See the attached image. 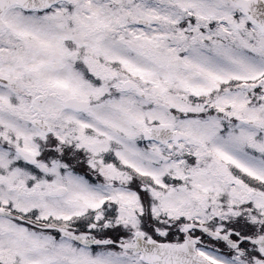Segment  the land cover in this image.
<instances>
[{"label": "rangeland", "instance_id": "374dc122", "mask_svg": "<svg viewBox=\"0 0 264 264\" xmlns=\"http://www.w3.org/2000/svg\"><path fill=\"white\" fill-rule=\"evenodd\" d=\"M212 2L78 0L77 11L71 14L64 8L53 16L56 25L50 22L45 30L31 25L29 29L43 32L47 41L27 39L31 52L38 53L35 57L50 64L51 91L90 102L84 112H74L52 100L51 131L62 144L77 140L76 145L88 146L100 166L98 179L89 181L55 157L44 158L49 165H36L42 174L36 177L34 193L29 197L23 189L18 193L20 199L26 196L34 202L35 220L76 226L86 205L95 206L107 194L120 205L118 219L133 222V215L141 210L128 212L124 207L135 203L132 190L139 185L154 196L152 214L157 220H202L209 215L202 211L208 198H214L216 213L220 209L215 195L231 180L229 174H246L241 176L248 179L244 184L262 187L253 199L264 220V82L252 86L239 79L226 80L264 66V36L243 21H213L208 15L215 8ZM139 19L147 23H138ZM58 35L74 39L75 47L57 41ZM242 47L256 50L261 59ZM75 58L92 73L90 80L78 71ZM175 63L177 68L172 66ZM126 79L144 95L123 90L120 82ZM150 100L154 102L148 105ZM243 118L256 124H245ZM151 122L169 123L188 138L165 145L145 142L142 131ZM42 138L35 133V155ZM47 176L53 185H64L66 192L49 196ZM237 190L231 188V193L237 195ZM9 194L0 184V197ZM241 195L248 197L247 188ZM98 214L84 221L85 226L97 227ZM0 221V264H140L114 257L108 249L92 252L14 220Z\"/></svg>", "mask_w": 264, "mask_h": 264}, {"label": "flooded vegetation", "instance_id": "af4514ba", "mask_svg": "<svg viewBox=\"0 0 264 264\" xmlns=\"http://www.w3.org/2000/svg\"><path fill=\"white\" fill-rule=\"evenodd\" d=\"M74 1L78 0H66L65 3L75 4ZM220 1L223 17L230 22L235 20L250 22L244 8L235 0ZM261 1L264 2V0ZM58 3L49 8L58 10L56 7ZM49 8L24 10L18 5H12L5 8L0 15V78H2L0 80V184H4L9 193L12 188L17 192L21 188H26L27 197L35 190L34 169L33 164L25 161L27 158L21 155L20 149L32 154L34 152V126L31 123L35 118L33 98L36 94L44 92L41 87H46L48 84L46 81H41L38 85L35 80H39L42 77L41 74L45 73L49 67L47 64H44L42 68V64H38V67L33 66L34 58L23 36L24 27L28 22L22 19L21 15L28 14L30 19L43 21L47 17L46 11ZM59 11L60 9L57 12ZM55 95L49 94L40 104L44 119L49 117V100L51 97L55 98ZM145 192L137 191L135 197ZM101 196L99 202L107 201L108 203L106 208L108 214L105 215L108 223L99 235L107 236L112 240V243L108 245L114 257L140 261L139 253L133 252L132 249H123L116 244V242L134 241L139 234L143 239L153 237L158 240L180 241L183 238L179 224L174 225L169 221L160 225L156 224L153 222V216L148 214L147 206L141 204L138 199L134 204L124 207V210L128 212L130 209L141 210L140 214L133 215L134 221L131 222L127 217L118 219L120 205L117 202L112 205L111 196L104 195L103 198ZM236 196L238 199L234 200V204L220 205L217 213L214 210V200L208 199L206 202L205 212L209 215L204 218L203 223L207 228L219 230L222 233L220 237H213L211 233L199 227H193L189 231L195 237L198 252L212 264H259L264 260L258 247L243 238L259 232L264 233V224L250 212L245 204L248 200L241 198L239 193ZM6 198L16 206L24 205L18 193L14 196L9 194ZM2 199L0 197V201ZM26 202L29 205L31 200L27 198Z\"/></svg>", "mask_w": 264, "mask_h": 264}, {"label": "water", "instance_id": "95a60500", "mask_svg": "<svg viewBox=\"0 0 264 264\" xmlns=\"http://www.w3.org/2000/svg\"><path fill=\"white\" fill-rule=\"evenodd\" d=\"M31 0H0V6L4 7L6 5L12 3H20L23 5L30 6L32 5ZM257 21L262 26L264 30V19H257ZM136 88L134 84L130 81H125L122 83V87L124 89H128L129 87ZM137 91L141 94L142 92L137 89ZM65 105L68 107L75 108L77 110H82L87 106V102L83 100H78L75 97H69L64 101ZM39 127L43 132H47V127L43 123H39ZM146 138H155L159 139L162 142H166L170 138H173L175 141L179 138H186L185 134H180L172 131L171 127L166 125H152L150 131L145 133ZM34 161V160H32ZM65 191L64 187L51 189L50 194H60ZM0 213H7L3 210H0ZM62 233L66 236L78 239L76 235H74L71 231L67 229H61ZM95 243H102L104 241L95 240ZM255 242L259 245L262 253H264V236L259 235L255 238ZM155 244V245H154ZM155 246L151 249L152 246ZM125 247H129V244L124 245ZM194 244L185 239L182 243H174V242H156L153 240L148 241L141 248V258L150 263V264H192L194 258L196 264L205 263L204 258L194 251ZM194 256V258H193Z\"/></svg>", "mask_w": 264, "mask_h": 264}, {"label": "trees", "instance_id": "16d2710c", "mask_svg": "<svg viewBox=\"0 0 264 264\" xmlns=\"http://www.w3.org/2000/svg\"><path fill=\"white\" fill-rule=\"evenodd\" d=\"M64 160H70V159H68V158H64ZM77 168V167H76Z\"/></svg>", "mask_w": 264, "mask_h": 264}]
</instances>
